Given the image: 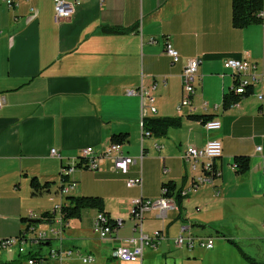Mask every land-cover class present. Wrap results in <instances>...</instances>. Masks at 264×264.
I'll use <instances>...</instances> for the list:
<instances>
[{
	"label": "crops",
	"instance_id": "obj_1",
	"mask_svg": "<svg viewBox=\"0 0 264 264\" xmlns=\"http://www.w3.org/2000/svg\"><path fill=\"white\" fill-rule=\"evenodd\" d=\"M13 1L9 6L0 0V238L18 236L30 214L37 220L54 211L56 218L64 198L58 191L61 166L87 147L104 152L113 133L128 134L122 154L136 163L127 174L113 171L107 158L96 171L76 168L70 193L99 197L104 211L122 225L111 237L98 238L92 232L97 210L83 209L43 244L74 254L44 264H212L205 255L214 252L213 242L192 250L175 246L184 221L192 224L195 237L213 240L212 228L222 240L230 239L232 229L247 236L264 204V103L257 98L264 95V0L261 20L243 27L232 23L231 0H79L72 17L59 23L52 0ZM103 25L124 31L103 33ZM166 42L178 50L180 62L173 64L165 54ZM189 58L199 59L198 79L191 108L179 114L181 71ZM227 58L253 63L250 73L260 80L237 105L225 107L223 94L234 84L224 65ZM141 86L147 90L142 104L138 96L126 94ZM189 115H211L221 126L208 131ZM155 117L180 121L141 141V119ZM209 139L222 144L214 160L220 177L191 189L182 198L180 217L176 204L163 217L157 208L146 210L143 234L160 235L154 246H143L141 261L120 260L114 253L119 240L139 230L130 217L132 199L156 200L168 180L189 188L202 172L190 170L183 152ZM237 155L250 159L244 174L233 167ZM138 173L142 185L127 187L126 178ZM33 177L41 184L52 182L49 190L33 195ZM13 249L1 248L0 263L19 255ZM87 254L93 262L81 261L80 255Z\"/></svg>",
	"mask_w": 264,
	"mask_h": 264
},
{
	"label": "built area",
	"instance_id": "obj_2",
	"mask_svg": "<svg viewBox=\"0 0 264 264\" xmlns=\"http://www.w3.org/2000/svg\"><path fill=\"white\" fill-rule=\"evenodd\" d=\"M79 0H52L53 3V12H54V21L59 23L61 21L68 20L72 17L74 13L75 2ZM6 3L9 6H12L13 0H6ZM260 16L263 15V12L259 13ZM165 54L170 58L173 64L180 62L181 57L177 49L173 47L169 42L165 43L164 46ZM224 65L231 70L234 82H237V86L234 89L235 94H243L245 87L252 86L257 83L260 79L258 76L252 74L251 71L255 69V65L245 59L239 58H227L224 61ZM198 58H189L185 61L182 71H181V99L176 106V111L179 114L183 113V108H191L192 96L195 92L196 82L198 79ZM154 88V86L152 87ZM127 95H136L140 98L141 104L144 100V97L147 95V90L144 87H139L136 89L126 90ZM257 98L261 103H264V95L258 94ZM3 100L0 95V106L2 105ZM237 105V101L230 104V106ZM151 110L155 109L151 107ZM144 120V119H143ZM141 119L140 125V135L141 141L144 137L150 136L151 133L144 128V123ZM203 126L206 130H217L220 128L221 123L218 119L212 118L203 123ZM158 148L159 146L156 145ZM261 149L260 146L256 148L257 151ZM222 153V144L218 139H209L203 146H188L183 152V159L186 163L189 164L190 170L199 169L202 172V175L192 179L191 186L187 189H182V195H187L191 189H196L200 184L204 182H212L215 179L214 174L211 172V168L214 166V160L221 156ZM51 154L59 156L55 149H51ZM81 155L87 158L88 167L86 170L96 171L99 170V164L104 158L110 159L112 162L111 169L123 174L128 173V168L130 165L136 163V159L130 156L122 154L121 144L112 143L110 146L102 153H95L92 148L87 147L81 150ZM142 159V156L139 157ZM75 160V159H74ZM74 160L70 161L72 163ZM234 167V166H233ZM217 168V167H216ZM76 168L73 164L69 165L67 168L62 169V173L68 176L71 179V175ZM219 169V168H218ZM220 170V169H219ZM217 170L216 174L220 177L221 171ZM207 172V174H206ZM73 180V179H71ZM194 180V181H193ZM142 174L138 173L134 176H129L125 180V185L127 187H140L142 185ZM59 188V194L63 197L66 193L72 191L76 187V182L69 181L64 182ZM60 205L57 207L60 209ZM175 207V202L172 199H167L161 196L156 200L146 199V198H134L131 202L130 217L138 225V234L136 236H129L121 238L119 240L118 246L115 248V255L122 261L126 262H135L141 261L142 250L144 245H153V239L159 236V232H155L153 239L143 234L142 232V217L143 213L146 210L157 208L160 211L161 217L164 216V213L167 209ZM54 212V211H53ZM31 218V216H29ZM121 219H116V227H113L103 213L97 212V215L92 223V232L98 238L111 237L117 231V229L122 225ZM27 223V222H26ZM43 223L30 224V227L26 231L18 236H12L4 239H0V249L6 248L11 249L16 247L17 252L21 255L27 254L29 251H40V245L43 246L44 243H48L53 238H56L60 235L65 220L58 215L50 223L44 221ZM45 225V227H41ZM208 240V241H206ZM174 244L178 248H185L187 250H192L194 245H199L201 247L210 248L212 246V239L205 237H195L190 232L189 223H182L180 226V233L177 237L174 238ZM37 246V249L31 247ZM28 247V248H27ZM31 248V249H29ZM74 254L72 249H61L57 247L49 248L46 252V257L40 262L35 261L31 257L26 259L27 264H44L47 260L61 261L62 258L66 256H71ZM80 259L83 263H91L94 261V257L87 255H80Z\"/></svg>",
	"mask_w": 264,
	"mask_h": 264
},
{
	"label": "trees",
	"instance_id": "obj_3",
	"mask_svg": "<svg viewBox=\"0 0 264 264\" xmlns=\"http://www.w3.org/2000/svg\"><path fill=\"white\" fill-rule=\"evenodd\" d=\"M232 5V23L234 26L243 27L244 25L250 23V22H259L261 20L260 12H262V6H263V0H231ZM101 31L103 33H114V32H121L124 31V29L114 26H107L103 25L101 26ZM237 86V82L235 81L231 90L227 93L223 94V105L225 107H228L232 102H235L239 100V98L244 97L246 95H249L251 92V86L245 87L243 94H235L234 89ZM191 119L200 120L202 123H205L207 120L212 119L213 117L211 115H189L188 116ZM179 118H173V117H155V118H144V128L148 130L152 135L162 134L165 132V129L168 126H175L179 124ZM128 138L127 133H113L111 135V144L112 143H118V144H124ZM73 164L75 168H83L87 169V158L83 157L80 153V156L75 158V160L72 163L63 164L60 168V184L58 187L61 188L62 184L64 182L74 181L71 180L68 176L64 175L62 173V169L67 168L69 165ZM233 166L235 168V171L237 174H244L248 171L250 166V159L248 156L244 155H237L234 157L233 160ZM219 170L216 168V165L214 163V166L211 168V172L214 174L215 177H213L215 180L219 178L217 176L216 171ZM220 171V170H219ZM207 174V172H206ZM194 181V180H193ZM52 182L45 181L42 184L38 182L36 177H33L30 181L31 186V193L33 195H36L42 191L45 188V190H49V187ZM48 188V189H47ZM160 193L161 196L167 199H172L177 209L179 210L178 217L181 216V212L183 210L182 205V198L186 197L187 195H182V189L179 187L177 188L175 183L171 180L164 181L161 183L160 186ZM86 208H94L99 213H103V215L107 218V220L110 222V224L113 227H116V219L111 218L107 212L103 209L102 201L99 197L95 196H79L74 195L70 192L66 193L64 195L63 201L61 202L60 209H59V216L62 218V220H69L72 218L80 217L81 212L83 209ZM55 218V213L50 211H45L41 214V218L35 220V219H27V223L25 224V227L22 229L20 234L24 233L26 229L30 227V224H36L38 222L43 223L44 221H52V219ZM182 223H186L185 221ZM190 227L192 224L189 222ZM8 238V237H6ZM4 239V238H0ZM230 243H233L235 246H238L232 239H227ZM41 247V245H40ZM239 252L245 258L249 264H261L257 262L255 259L249 257L246 255L243 250L238 246ZM28 257H31L32 259H35V261L40 262V260L44 259L43 253L38 251H29L25 255L19 254L17 257L8 259L6 261L1 262L0 264H27L25 261Z\"/></svg>",
	"mask_w": 264,
	"mask_h": 264
},
{
	"label": "rangeland",
	"instance_id": "obj_4",
	"mask_svg": "<svg viewBox=\"0 0 264 264\" xmlns=\"http://www.w3.org/2000/svg\"><path fill=\"white\" fill-rule=\"evenodd\" d=\"M263 215L264 204L263 206L257 208L255 217L259 220ZM258 220H256L257 223L249 225L247 236L246 234L233 229L231 230L232 234L227 233V235H230V239H232L246 255L255 259L257 262L264 264V229L262 227L264 221L259 223ZM41 227L44 228L45 225H41ZM211 234L213 238L212 242L214 243V252L212 254L205 255L209 262L212 264H249V262L243 258L239 252L238 246L230 243L225 237L224 240H222V238L217 236V232L213 228L211 230ZM48 249V246L40 247L41 253L44 254L48 251Z\"/></svg>",
	"mask_w": 264,
	"mask_h": 264
},
{
	"label": "bare ground",
	"instance_id": "obj_5",
	"mask_svg": "<svg viewBox=\"0 0 264 264\" xmlns=\"http://www.w3.org/2000/svg\"><path fill=\"white\" fill-rule=\"evenodd\" d=\"M29 216H31V214Z\"/></svg>",
	"mask_w": 264,
	"mask_h": 264
}]
</instances>
